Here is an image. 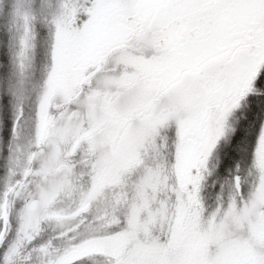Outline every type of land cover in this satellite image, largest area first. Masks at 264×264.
<instances>
[{
	"label": "snow or ice",
	"instance_id": "snow-or-ice-1",
	"mask_svg": "<svg viewBox=\"0 0 264 264\" xmlns=\"http://www.w3.org/2000/svg\"><path fill=\"white\" fill-rule=\"evenodd\" d=\"M0 33V264H264V0H0Z\"/></svg>",
	"mask_w": 264,
	"mask_h": 264
},
{
	"label": "rangeland",
	"instance_id": "rangeland-1",
	"mask_svg": "<svg viewBox=\"0 0 264 264\" xmlns=\"http://www.w3.org/2000/svg\"><path fill=\"white\" fill-rule=\"evenodd\" d=\"M42 65H43V60H42V57L40 55V49H38V51H37V62H36V66H35V69H34L35 72H36V74H37V80L39 79L40 73L43 71V66ZM240 115H241V117H240V123H241L242 117H244L245 114L244 113H241ZM242 169H244V170L240 173V175L244 176L245 179L248 180L249 183H250L252 178L247 176V170H248V163L247 162H245V165H242L241 166V170ZM218 170H219V173L220 174L225 173L224 171L221 170V168H219ZM0 172H1V176H3L4 175V170L3 171H0ZM230 175H231V173L229 172L228 174L224 175L222 178L227 181L228 179H230ZM210 181L211 182L208 183L206 189L211 185V183L213 181L212 178H211ZM207 182H208V180H207ZM211 189H212L211 190V192H212L213 191V188H211ZM218 189H219L218 191L221 190V185H220V187ZM218 191H216V192H218ZM228 192H229V186L225 183L224 188H223V195L225 196V199L227 198ZM218 194L221 195L222 194V191L219 192ZM202 195H203V197H204L205 202H206L207 205H209L211 207H215L216 202H217V198H216L215 202H213L212 197L206 196L204 191H203ZM71 205H72L71 198H68V199H66L64 201V206L65 207H70ZM105 208H106V201H103V200L100 201L97 204V208H96L97 214H103V212L105 211ZM56 230L57 229H56L55 226H49V228H48V234L51 235ZM93 264H95V263H93Z\"/></svg>",
	"mask_w": 264,
	"mask_h": 264
},
{
	"label": "trees",
	"instance_id": "trees-1",
	"mask_svg": "<svg viewBox=\"0 0 264 264\" xmlns=\"http://www.w3.org/2000/svg\"><path fill=\"white\" fill-rule=\"evenodd\" d=\"M0 39H2L4 41V45H0V59L6 60L7 59L6 44H7V39H8L7 35L4 34V33H0ZM248 126H249V117L245 114L243 119L241 120V127H240L241 135H247V133L245 132V129ZM5 137H7V132H5ZM251 143H252V140L249 138V140H248L249 153L251 151ZM227 151L231 152L232 157L234 159L229 165L221 167V170L224 171V172H229V170L234 167L235 161L240 159V155H241L238 152H236L234 149H228ZM245 162H247V158H245ZM0 171H3L2 167H0ZM0 176H1V172H0ZM93 263L97 264L96 261H93Z\"/></svg>",
	"mask_w": 264,
	"mask_h": 264
},
{
	"label": "flooded vegetation",
	"instance_id": "flooded-vegetation-1",
	"mask_svg": "<svg viewBox=\"0 0 264 264\" xmlns=\"http://www.w3.org/2000/svg\"><path fill=\"white\" fill-rule=\"evenodd\" d=\"M240 117H241V115H240ZM242 119H243V117H242ZM240 125H241V123H240ZM242 165H245V163H243ZM234 167H235V165H234ZM233 167V168H234ZM233 168H232V170H233ZM242 170H244V169H242ZM246 170V169H245ZM229 172H230V170H229ZM229 172H225V173H223V174H220L219 173V170L217 169V174L215 175L214 173H213V175L212 176H210V178L208 179V182L206 183V186H205V188H204V192H205V195L206 196H210V197H212V200H213V202H215V200H216V198H217V196L219 195L218 193L219 192H221L222 190H220V191H218L219 189V187H220V185L222 186V185H225V179H223V178H219V177H223L224 175H226V174H228ZM214 175L216 176V177H214ZM219 176V177H218ZM211 178H212V183H211V185L206 189V187H207V185H208V183L209 182H211L210 180H211ZM211 188H213V191L211 192ZM216 189V190H215ZM216 191H218V192H216ZM210 208H211V206H209Z\"/></svg>",
	"mask_w": 264,
	"mask_h": 264
}]
</instances>
